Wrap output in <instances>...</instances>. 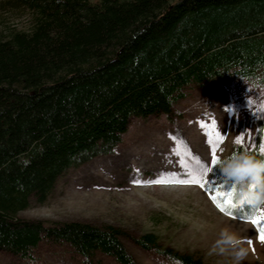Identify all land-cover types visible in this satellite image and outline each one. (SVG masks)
I'll use <instances>...</instances> for the list:
<instances>
[{
  "label": "trees",
  "instance_id": "1",
  "mask_svg": "<svg viewBox=\"0 0 264 264\" xmlns=\"http://www.w3.org/2000/svg\"><path fill=\"white\" fill-rule=\"evenodd\" d=\"M1 4L27 10L29 24L0 35V250L28 259L50 241L68 245L80 264H97L98 253L138 264L123 242L129 238L178 264H206L153 232L18 212L43 202L70 167L113 152L131 117L170 115L184 88L236 76L264 85V0ZM261 138L259 122L253 147L235 143L229 154L264 158ZM220 183L219 191H232ZM255 211L244 202L230 208L246 219Z\"/></svg>",
  "mask_w": 264,
  "mask_h": 264
},
{
  "label": "rangeland",
  "instance_id": "2",
  "mask_svg": "<svg viewBox=\"0 0 264 264\" xmlns=\"http://www.w3.org/2000/svg\"><path fill=\"white\" fill-rule=\"evenodd\" d=\"M1 3L2 0L0 35L29 24L27 10ZM257 78L225 77L202 86L190 85L183 90L185 96L173 103L170 115L131 117L122 141L113 152L67 169L43 202L31 201L18 216L112 224L134 235L153 232L161 244L190 252L206 264H231L229 255L210 251L220 229L227 227L251 241L246 245L250 250L241 264H264L259 227L250 219L221 211L210 199L222 187L218 162L229 154L239 134L243 133L241 144L253 147L262 122L260 147L264 146V113L257 118L247 101V97H256L264 90L259 81L256 88H248L247 84ZM200 123L206 127L202 128ZM213 132L224 137L217 146L216 165L211 163L208 143V133ZM170 136L177 139L173 141ZM196 159L208 165L206 188L196 184L145 183L156 180L162 173L187 175V166ZM251 217H264V210L255 211ZM123 242L138 264H178L153 250L143 249L129 238H123ZM31 256L21 258L0 250V264H80L78 254L57 242L41 241ZM96 259L97 264H119L100 253L95 255Z\"/></svg>",
  "mask_w": 264,
  "mask_h": 264
},
{
  "label": "clouds",
  "instance_id": "3",
  "mask_svg": "<svg viewBox=\"0 0 264 264\" xmlns=\"http://www.w3.org/2000/svg\"><path fill=\"white\" fill-rule=\"evenodd\" d=\"M259 78L249 89L256 88ZM264 89V85H259ZM248 107L257 114L264 113V90L256 97H247ZM237 143V140L234 141ZM224 185H231V198L234 205L242 202L254 206L256 211L264 210V158H258L248 150L233 151L218 162ZM249 241L229 228H221L210 249L213 253L227 254L231 264H241L248 253Z\"/></svg>",
  "mask_w": 264,
  "mask_h": 264
},
{
  "label": "snow or ice",
  "instance_id": "4",
  "mask_svg": "<svg viewBox=\"0 0 264 264\" xmlns=\"http://www.w3.org/2000/svg\"><path fill=\"white\" fill-rule=\"evenodd\" d=\"M213 128H215V121L212 122ZM202 128H205L204 123H200ZM209 140L208 143L211 146V163L212 165L217 164V157L215 155L217 151L218 143L223 140V135L220 132L208 133ZM214 137V138H213ZM170 138L175 141L177 138L170 136ZM243 139V133L237 136V143H241ZM261 151L264 152V146L261 147ZM188 167L187 175L181 176L176 173H162L160 177L156 180L145 181V183H179V184H196L201 188H206L207 181L205 180V174L209 171L207 164H202L199 159H196L191 166ZM167 177H174L173 179H168ZM140 183V181H136ZM210 191V190H209ZM210 199L220 208L221 211L227 212L231 215L230 208L233 206V201L231 198V192L217 191L215 194L210 196ZM254 225L259 227V238L264 242V217H248ZM251 243V241H249Z\"/></svg>",
  "mask_w": 264,
  "mask_h": 264
}]
</instances>
